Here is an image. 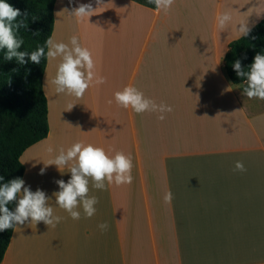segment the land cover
I'll return each mask as SVG.
<instances>
[{"label":"crops","instance_id":"0c3cea01","mask_svg":"<svg viewBox=\"0 0 264 264\" xmlns=\"http://www.w3.org/2000/svg\"><path fill=\"white\" fill-rule=\"evenodd\" d=\"M81 3L102 8L78 22L68 12ZM230 9L233 22L221 30L216 18ZM263 15L264 0H174L168 12L142 0H56L53 39L77 36L106 83L82 98L58 94L60 59L47 61L49 132L21 156L22 179L63 219L15 228L1 264H264V100L247 99L225 67L239 23L253 28ZM126 86L173 111L160 120L119 107L114 93ZM76 142L133 163L131 184L98 190L90 181L97 211L87 218L79 207V220L53 196L68 169L39 174ZM237 161L246 171H234Z\"/></svg>","mask_w":264,"mask_h":264},{"label":"clouds","instance_id":"9594fccd","mask_svg":"<svg viewBox=\"0 0 264 264\" xmlns=\"http://www.w3.org/2000/svg\"><path fill=\"white\" fill-rule=\"evenodd\" d=\"M71 3L72 0H69ZM99 6L103 0H95ZM148 4L155 5V11L168 12L172 7L174 0H147ZM91 3H81L68 12L75 17L78 22L89 20V17L97 13ZM58 14V13H57ZM23 16L24 19L18 17ZM27 13H21L6 0H0V50L6 49L5 60L11 61L13 58L24 65L31 61L34 64H40L42 58L47 61L60 59L57 66V72L52 80L55 91L82 98L90 87H98L106 83V78L99 75L96 70V62L89 48L80 44L77 36L73 35L69 43L57 42L52 36L44 41L43 45H38L34 51H20L24 40L20 37L19 30L27 28ZM217 24L221 30H224L233 22V10L230 9L217 16ZM237 27L240 37L248 36L251 28L246 21H241ZM39 35V33H33ZM47 49V51H46ZM238 77L245 78L242 94L247 99L264 100V54L257 53L254 56L253 63L246 71L239 59L232 65ZM15 71V69H14ZM114 99L119 107L131 108L135 113L159 112L158 119L164 120V113L173 111L172 107L166 104H157L155 101L146 98L144 94L134 86H126L122 90L114 93ZM109 104L112 101H108ZM74 105L69 106L70 111ZM52 152V148H48ZM45 167L40 169V175L45 174L49 165H55L60 171L67 168L71 176L67 182L63 179L56 180L59 191L54 192L55 203L59 208L65 210L73 220H79L82 207L87 218L95 215L97 209L95 205L99 202L97 197L89 196L90 181L98 190H105L108 185L131 184L133 176L132 158L123 152H116L110 155L102 147L93 144L76 142L67 150L61 149L59 154L49 160ZM234 171H246L243 162L235 163ZM3 177L0 176V181ZM172 200L171 192L164 195V202L170 203ZM49 198L46 193L37 188L32 191L30 187L25 186L22 178H14L0 185V232L8 229H15L26 223L38 224L43 222L47 227H55L63 218L54 215L53 207L48 203ZM15 202V209L10 210L7 205ZM101 230H107L106 223L99 225Z\"/></svg>","mask_w":264,"mask_h":264},{"label":"trees","instance_id":"16d2710c","mask_svg":"<svg viewBox=\"0 0 264 264\" xmlns=\"http://www.w3.org/2000/svg\"><path fill=\"white\" fill-rule=\"evenodd\" d=\"M55 1L6 0L21 13H27V28H21L18 34L24 40L20 51L30 53L52 36ZM37 32L38 36L33 35ZM5 53L6 49L0 50V176L3 177L0 185L23 177L25 168L21 156L28 148L46 138L49 132L48 104L42 85L46 58H42L40 64L29 61L21 65L15 58L5 60ZM257 53L264 54V19L251 28L248 36L232 42L225 56L228 76L233 83L241 84V89L246 86L245 78L238 77L232 65L239 59L247 71ZM7 207L14 211L15 202ZM13 231L0 232V264Z\"/></svg>","mask_w":264,"mask_h":264},{"label":"rangeland","instance_id":"374dc122","mask_svg":"<svg viewBox=\"0 0 264 264\" xmlns=\"http://www.w3.org/2000/svg\"><path fill=\"white\" fill-rule=\"evenodd\" d=\"M142 1H147V0H142ZM262 18H264V15L261 17H258V20H261Z\"/></svg>","mask_w":264,"mask_h":264}]
</instances>
